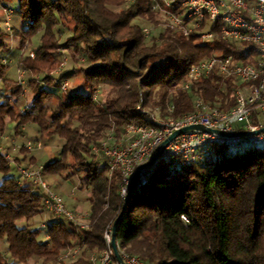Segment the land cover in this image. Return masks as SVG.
I'll list each match as a JSON object with an SVG mask.
<instances>
[{
    "label": "trees",
    "instance_id": "obj_1",
    "mask_svg": "<svg viewBox=\"0 0 264 264\" xmlns=\"http://www.w3.org/2000/svg\"><path fill=\"white\" fill-rule=\"evenodd\" d=\"M17 1L11 25L18 39L14 51L27 48L36 37L37 45L34 58L20 60L29 74V95L21 108V85L6 76L3 60L10 48L0 26V137L7 122L15 121V128L34 123L41 138H62L58 156L42 166V173L64 179L82 173L91 212L87 228L52 215L45 228L20 226L18 221L27 224L44 210L42 194L16 177H3L0 241L7 246L6 252L0 249V264H26L31 258L42 259L41 264H91L89 255L105 247L104 227L113 223L124 203L119 170L109 175L107 158L93 153L92 146L108 132L121 137L127 124L145 123L137 104L158 110L162 117L192 111L195 98L219 110L232 108L241 81L212 72L183 89L188 68L214 53L252 61L237 44L218 37L204 44L196 35L164 28L145 34V25L155 28L159 22L153 0ZM1 12L0 5V17ZM64 29L71 33L61 41ZM65 47L73 60L84 57L81 71L89 92L40 86L39 75L55 68V54ZM257 114L254 108L253 123ZM9 171L0 152V172ZM115 238L119 252L136 255L145 264H264V147L247 137L235 152L215 144L197 163L179 156L161 160L147 185L128 201ZM73 247L79 248L78 255L59 257Z\"/></svg>",
    "mask_w": 264,
    "mask_h": 264
},
{
    "label": "built area",
    "instance_id": "obj_2",
    "mask_svg": "<svg viewBox=\"0 0 264 264\" xmlns=\"http://www.w3.org/2000/svg\"><path fill=\"white\" fill-rule=\"evenodd\" d=\"M153 11L159 16L155 28L143 27L148 34L158 29H169L184 36L196 35L204 44H210L215 37L225 42H234L241 53L251 59V63L235 60L232 53L213 55L191 64L183 89H189L196 81L208 77L212 72L223 78H236L244 85L234 92L235 105L228 110L212 107L201 98H195L194 109L179 117H162L158 110H150L141 104L136 110L146 122L130 123L124 126L121 141L116 142L112 132L98 144L92 146V152L102 154L109 164V175L118 169L121 175L119 194L124 201L131 183L132 197L145 187L161 160L179 156L183 162L197 163L208 154L215 144L226 147L227 152L242 148L245 136H222L216 133L188 131L177 135L167 145L151 166H142L155 152L157 146L173 131L189 125H201L224 132L255 131L264 128V0H153ZM34 56L33 52L29 54ZM19 82V84H21ZM66 81L59 84L64 90ZM1 99V96H0ZM254 108L258 111V121L253 123L251 116ZM171 112L173 106H168ZM239 125H242L238 128ZM254 145L264 147V131L248 136ZM41 142L37 141L36 146ZM34 144L28 142L26 148ZM18 173V182L29 183L33 191L42 194V207L56 219H63L74 226L87 228L82 214L74 212L43 179L42 166L22 165L15 158L5 156ZM131 197V198H132ZM41 223L40 228H45ZM112 222L106 224L102 238L105 247L100 252L89 255L91 264H119L111 248ZM79 248H67L60 253V258L78 255ZM125 264H145L133 254L121 253Z\"/></svg>",
    "mask_w": 264,
    "mask_h": 264
},
{
    "label": "rangeland",
    "instance_id": "obj_3",
    "mask_svg": "<svg viewBox=\"0 0 264 264\" xmlns=\"http://www.w3.org/2000/svg\"><path fill=\"white\" fill-rule=\"evenodd\" d=\"M3 4L7 6L4 7L1 3V8H2V14L0 17V26L4 27L7 32V38H5V41L8 43L10 50L9 53L5 56L3 63L7 67L6 69V76L13 81L19 82L22 81L21 84V92L20 95L17 98V101L21 105V108H24L26 100L29 95V87L26 84L27 78H29V74H27L26 71H24L22 64L20 63V60L24 57L27 56L28 58H34L31 57L29 54L30 52H33L34 50L33 47L37 45V37L32 40L30 45L27 46V48H24L22 50H17L14 51L15 46L18 44V39L12 36V30H11V25H12V11L17 8V0H1ZM11 10V11H10ZM144 27H149L145 25ZM70 31L64 29V33L62 34L60 40L64 41L69 35ZM60 52L56 53V58L58 59V62L53 70H51L48 74L47 73H41L39 75V80H40V86L46 89H54L56 91L62 90L59 87V84L62 83L63 81H66L67 86L64 90H79L81 92H89V87L84 84V80L82 78V71L81 68H85V61L84 57L82 55H78L77 60H73L70 56V52L67 47L59 49ZM67 75L64 78H61L62 80L59 81V75ZM46 75L47 77H52L53 82L50 83H55L53 84H48L46 81ZM2 88L1 82H0V90ZM8 93V92H7ZM98 95V89L94 91L93 96L97 97ZM0 96H1V91H0ZM2 97V96H1ZM15 126L16 122L15 121H9L6 124V131L3 136V141L4 143L9 145L11 144V140H14L15 144H20V143H33V136L35 134V124L34 123H27L24 124V131L25 135L27 138H23L21 134L16 135L15 133ZM22 126V125H21ZM109 134V132L106 134V136ZM114 135V133H113ZM105 136V137H106ZM115 136V135H114ZM116 137V136H115ZM121 137H116V142H120ZM41 139V138H40ZM41 140V145L36 146L35 148H40L39 150H36L35 152L33 151L32 153L36 155V157L39 158L41 164H46L49 162L51 159L55 158L57 156L58 147L55 145L56 140H60L61 143L63 142V139L55 136L50 139H45L42 138ZM43 141L45 142V146H43ZM34 148V146H32ZM50 149L51 152L54 153L53 157H49L47 154V150ZM17 162V161H16ZM9 166L11 167V170L9 173L4 174L0 172V178L6 177V176H12L16 177L18 175L17 170L14 168V166L11 163H8ZM27 165H32L35 167H39L41 165H34V164H27ZM82 173H76L74 176H70L68 178H65L63 176H53V175H48V174H43V179L46 181V183L51 187L50 181H54L55 185L52 188L58 195H60L63 199V201L66 203V205L69 208H74L75 201L80 202L82 204V207L87 208L88 202L85 197V192H86V185L84 179L80 176ZM71 193L74 194L73 197H71ZM73 210V209H72ZM75 212V211H74ZM83 215V214H82ZM51 214L47 212L46 210H43L40 214L37 216L33 217L27 224L25 223L24 220L18 221V224L20 226H28L30 228H40L41 223H47L49 221ZM84 216V215H83ZM47 218V219H46ZM6 242L5 241H0V248L3 252H6ZM60 256V255H59ZM33 260H28L26 264H41L42 259L38 258H32ZM50 264V263H48Z\"/></svg>",
    "mask_w": 264,
    "mask_h": 264
},
{
    "label": "crops",
    "instance_id": "obj_4",
    "mask_svg": "<svg viewBox=\"0 0 264 264\" xmlns=\"http://www.w3.org/2000/svg\"><path fill=\"white\" fill-rule=\"evenodd\" d=\"M35 131L36 132H35V134L33 136L34 148H26V147H24V145L26 143L15 144L14 140H11V144L10 145H9V143L5 144L4 141H3V136H4L3 135V136L0 137V152L4 153L5 156H9V157L15 158L17 163L22 164V165L34 164V165L43 166L44 164L40 163L39 158L36 157V155L32 153L33 151L35 152L36 150H39L41 148L40 146H39L40 148L39 147L35 148V145H36L37 141L43 140L39 136V133L37 132L36 128H35ZM15 133H16V135L21 134L22 137L25 138V139L27 138V136L25 135V131H24L23 125L19 126L18 128H15ZM51 138H53V137H51ZM43 143H44L43 146H45L46 144H45L44 141H43ZM62 143H61L60 140H56L55 141V145H56V147H58V149H61ZM59 151L60 150H58V152H57V156L59 154ZM47 154H48L49 157H53L54 156V153L51 152L50 149L47 150ZM10 170H11V167H10ZM2 178H0V181L2 180ZM16 178H18V175L16 176ZM50 184H51V187L53 188L54 185H55V182L54 181H50ZM56 192H58V191H56ZM71 195H72L71 197L74 196L73 193H71ZM87 196H88V190L86 189V192H85L86 200H87ZM87 202H88L87 208L82 207V204H80V202H78V201H75L74 208H72L73 211H75L76 213L83 214L85 221H89V215H90V212H91L90 211V203H89L88 200H87ZM29 260H33V259L31 258Z\"/></svg>",
    "mask_w": 264,
    "mask_h": 264
},
{
    "label": "water",
    "instance_id": "obj_5",
    "mask_svg": "<svg viewBox=\"0 0 264 264\" xmlns=\"http://www.w3.org/2000/svg\"><path fill=\"white\" fill-rule=\"evenodd\" d=\"M192 130H197V131H201V132H210V133H216V134H219V135H222V136H226V137H229V136H245V137H248V136H251L253 134H257L261 131H264V128H260V129H257L255 131H236V132H224L222 130H219V129H212V128H207V127H204V126H201V125H189V126H185V127H182L176 131H173L167 138H165L156 148L155 152L151 155L150 159L145 162L142 166H151L153 164V162L160 156V154L163 152L164 150V147L165 145H167L171 140H173L177 135L181 134V133H185V132H188V131H192ZM134 181H135V177L131 183V187H130V191L128 193V195L125 197L124 199V203H123V206H122V209L119 213V215L117 216V218L113 221L112 223V231H111V248L113 250V254H114V257L116 259V261L119 263V264H125L121 255H120V252L118 250V247H117V244H116V238H115V232H116V227H117V224H118V221L120 219V217L122 216L125 208H126V205L128 203V201L131 199L132 197V188H133V185H134Z\"/></svg>",
    "mask_w": 264,
    "mask_h": 264
}]
</instances>
